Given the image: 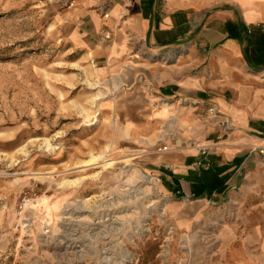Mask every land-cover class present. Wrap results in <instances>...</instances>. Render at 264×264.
Wrapping results in <instances>:
<instances>
[{
	"label": "rangeland",
	"instance_id": "374dc122",
	"mask_svg": "<svg viewBox=\"0 0 264 264\" xmlns=\"http://www.w3.org/2000/svg\"><path fill=\"white\" fill-rule=\"evenodd\" d=\"M71 2L0 0V264H264V176L236 200L168 192L173 144L120 119L134 84L72 48Z\"/></svg>",
	"mask_w": 264,
	"mask_h": 264
},
{
	"label": "crops",
	"instance_id": "0c3cea01",
	"mask_svg": "<svg viewBox=\"0 0 264 264\" xmlns=\"http://www.w3.org/2000/svg\"><path fill=\"white\" fill-rule=\"evenodd\" d=\"M72 6V48L92 55L109 77L116 72L121 85L134 84L137 103L120 102V119L138 139L173 144L158 162L168 192L192 202L236 200L248 177L264 176V154L249 152L264 146V0H74ZM144 52L174 60L136 57Z\"/></svg>",
	"mask_w": 264,
	"mask_h": 264
},
{
	"label": "built area",
	"instance_id": "2783aa9c",
	"mask_svg": "<svg viewBox=\"0 0 264 264\" xmlns=\"http://www.w3.org/2000/svg\"><path fill=\"white\" fill-rule=\"evenodd\" d=\"M99 1H102L103 2V0H99ZM71 5H72V2H71ZM101 11H102V16L104 17V18H108V16H109V14H108V12L106 11V9L104 8V6H101ZM262 30H264V25L262 26V28H261ZM104 37L105 38H109L110 37V35H109V33H104ZM136 56V55H135ZM136 57H138V56H136ZM208 111L210 112V111H213V109L211 108V109H208ZM197 148H200L201 149V153L202 154H204V151L202 150V148L201 147H199V146H196ZM159 151H168V150H170L167 146H162V147H160L159 149H158ZM260 153H263V150H261L260 151ZM197 165L199 166L200 165V163H197Z\"/></svg>",
	"mask_w": 264,
	"mask_h": 264
},
{
	"label": "bare ground",
	"instance_id": "6f19581e",
	"mask_svg": "<svg viewBox=\"0 0 264 264\" xmlns=\"http://www.w3.org/2000/svg\"><path fill=\"white\" fill-rule=\"evenodd\" d=\"M93 98H94V97H93ZM96 98H98V97H95L94 99H96ZM100 157H101L100 155L97 156V155L91 154L89 160L85 161V164L94 163V162H96V161H99L98 159H99ZM105 157H106V156H105ZM104 159H105V158H104ZM104 159H103V160H104ZM76 209H77V208H76ZM162 214H163V213H162Z\"/></svg>",
	"mask_w": 264,
	"mask_h": 264
},
{
	"label": "trees",
	"instance_id": "16d2710c",
	"mask_svg": "<svg viewBox=\"0 0 264 264\" xmlns=\"http://www.w3.org/2000/svg\"><path fill=\"white\" fill-rule=\"evenodd\" d=\"M253 33V31H251L249 34H252Z\"/></svg>",
	"mask_w": 264,
	"mask_h": 264
}]
</instances>
